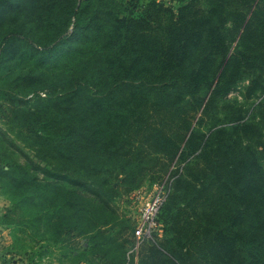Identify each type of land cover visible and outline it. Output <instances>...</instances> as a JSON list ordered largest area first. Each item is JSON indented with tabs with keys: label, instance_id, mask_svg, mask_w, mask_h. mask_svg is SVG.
Segmentation results:
<instances>
[{
	"label": "trees",
	"instance_id": "1",
	"mask_svg": "<svg viewBox=\"0 0 264 264\" xmlns=\"http://www.w3.org/2000/svg\"><path fill=\"white\" fill-rule=\"evenodd\" d=\"M176 2L0 0V114L43 156L13 144L28 167L0 169V224L20 211L46 242L29 264H264V0ZM244 80L249 109L226 101ZM163 180L134 256L113 201Z\"/></svg>",
	"mask_w": 264,
	"mask_h": 264
},
{
	"label": "rangeland",
	"instance_id": "2",
	"mask_svg": "<svg viewBox=\"0 0 264 264\" xmlns=\"http://www.w3.org/2000/svg\"><path fill=\"white\" fill-rule=\"evenodd\" d=\"M146 0H140V2H145ZM166 5L177 6L176 0H161ZM5 6L0 8V13L3 12ZM6 28V27H5ZM82 36V31L78 29L72 22L64 30L62 36L56 41V45L52 46L50 52L39 60L41 64L45 63L49 65L50 60L53 58H64L68 51L77 46L78 38ZM246 80V79H245ZM240 83L238 88L230 93L227 96L226 101H235L244 105L245 109H249L253 104L259 101L258 97H253L249 101L244 102L242 100V94L244 87L247 85V81ZM32 97L30 93H27L21 96V100ZM14 104L20 105L18 102ZM13 144L20 150L26 153L34 162H39V158H42V153L36 152L32 144L25 140L24 136L20 133L19 127L13 124L8 117H3L0 114V169H5L6 164L10 162H17L20 164L21 168L28 167L27 162L24 157L13 148ZM39 156V157H38ZM264 162L262 161V164ZM172 167V166H171ZM32 173V171H30ZM166 180V179H165ZM156 181L153 184L146 182L142 187L132 191L128 195H123L119 198L114 199L113 204L118 209V214L121 220L130 219L132 221L133 227L137 224V219L139 217V208L147 203L155 193V191L161 187L165 192H168L167 185L169 182ZM158 183V184H157ZM4 195L0 190V219L5 213L7 208H13L12 196ZM22 212L17 211L10 217V220H16V223H19V227L14 224L2 225L0 224V264H29L28 260L30 258L37 259L38 248L44 245L46 242L41 240L38 233H36L33 227H30L31 224L27 226L22 223L21 218L28 219V216L21 215ZM18 228L23 232H18ZM134 231V229H133ZM156 232V231H155ZM161 228L156 232L158 235L162 234ZM134 234V233H133ZM153 234L149 236V240L152 241ZM135 238V237H134ZM136 240V239H135ZM75 242L84 246L86 241L83 238L75 239ZM141 242V241H140ZM132 248L129 253L134 254L137 250V245ZM20 250V251H18ZM51 257L43 256L41 262L42 264H69L68 259L61 256V252L57 249L51 248ZM32 255V256H31ZM136 260V258H135Z\"/></svg>",
	"mask_w": 264,
	"mask_h": 264
},
{
	"label": "built area",
	"instance_id": "3",
	"mask_svg": "<svg viewBox=\"0 0 264 264\" xmlns=\"http://www.w3.org/2000/svg\"><path fill=\"white\" fill-rule=\"evenodd\" d=\"M165 196L166 192L159 187L152 198L139 208V217L134 227V237L137 243L148 239L151 233L159 230L156 218Z\"/></svg>",
	"mask_w": 264,
	"mask_h": 264
}]
</instances>
